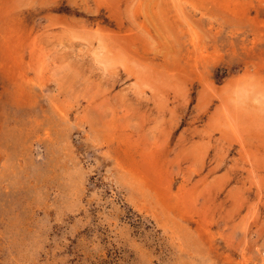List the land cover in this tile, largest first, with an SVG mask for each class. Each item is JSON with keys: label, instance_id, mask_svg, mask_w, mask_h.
Returning <instances> with one entry per match:
<instances>
[{"label": "rangeland", "instance_id": "1", "mask_svg": "<svg viewBox=\"0 0 264 264\" xmlns=\"http://www.w3.org/2000/svg\"><path fill=\"white\" fill-rule=\"evenodd\" d=\"M0 264H264V0H0Z\"/></svg>", "mask_w": 264, "mask_h": 264}]
</instances>
